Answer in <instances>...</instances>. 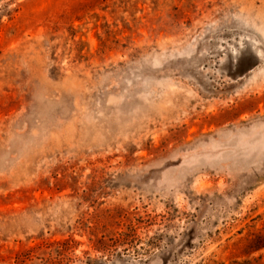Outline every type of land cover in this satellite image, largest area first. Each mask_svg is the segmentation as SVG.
<instances>
[{
    "label": "rangeland",
    "instance_id": "rangeland-1",
    "mask_svg": "<svg viewBox=\"0 0 264 264\" xmlns=\"http://www.w3.org/2000/svg\"><path fill=\"white\" fill-rule=\"evenodd\" d=\"M0 264H264V0H0Z\"/></svg>",
    "mask_w": 264,
    "mask_h": 264
}]
</instances>
